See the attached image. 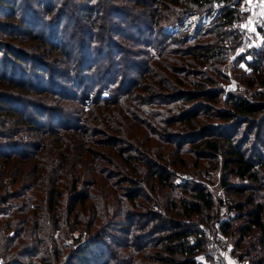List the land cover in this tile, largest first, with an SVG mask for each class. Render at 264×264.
<instances>
[{"label":"trees","instance_id":"obj_1","mask_svg":"<svg viewBox=\"0 0 264 264\" xmlns=\"http://www.w3.org/2000/svg\"><path fill=\"white\" fill-rule=\"evenodd\" d=\"M30 1L21 6L18 0H0V114L4 119L0 125V155L23 161L33 155V162L22 171L35 173V181L24 185L22 193H9V190L0 193V217H5L1 222L4 229L14 232V236L5 238L9 241L4 250L14 245L12 242L28 225L32 249L23 243L20 256L31 259L39 256L44 264H55L64 256L62 264H198L196 257L205 251L203 238L198 236L199 225L208 226L219 220L220 210L206 188L190 183L174 184L176 170L186 163L181 159V165H177L168 159L193 153L194 164L200 160L218 161L222 172L249 182L232 185L222 180L227 194L243 199H232L233 205L228 208L235 214L221 218L220 230L234 238L232 252L239 259L264 264V191L261 192L264 189V97L250 102L243 92L225 95L221 88L227 77L220 66L229 61L228 54L237 39L231 26L242 19L240 2L224 0L227 4L216 9L212 7L216 0L84 2L71 9L76 14L80 7V12L87 15L86 27L80 21H72L74 31L68 26L62 29L71 43L62 44L56 34L58 27L48 36L46 27L33 32L37 24L46 26L50 22L38 18L31 6L50 14L55 8L49 4L51 1ZM110 1H127L134 8L126 14ZM175 6L179 9H174ZM111 20L117 21L118 29ZM10 21L13 22L7 23ZM93 27L98 33L93 32ZM257 27L262 43L254 53L255 58L245 63L264 87V25ZM18 33L65 56L68 49L88 50V56L83 55L79 62L86 68L80 67L83 73L69 75L70 88L53 77L46 80V74L54 69L43 58L29 54L28 48L2 40V36L17 38ZM111 33L141 51L118 47ZM73 34L75 39H71ZM149 48L155 50V55L149 56ZM94 53L97 57H92ZM107 56L110 64L94 67ZM237 57L238 62L244 61V55ZM109 66H115L117 76H122L109 95L102 98L101 91H107L112 83L105 76ZM246 80L249 84L253 82L249 76ZM90 92L95 97L85 111L82 100ZM50 102L56 104L49 105ZM218 103L221 108L216 106ZM110 105L113 108L109 114L99 110ZM48 112L52 114L47 120ZM86 117L90 121L102 119L100 125H89ZM133 125L146 130L140 144L133 139ZM22 133L27 134L29 141L17 136ZM78 133L90 135L87 144L73 138ZM97 135L105 137L92 139ZM43 136L53 138L43 140ZM151 137L160 142L153 157L149 153ZM51 142L56 143V156L50 155ZM94 146L108 152L104 156L94 151ZM165 146L172 147L167 150L168 158L162 152ZM111 151L127 166L130 162L142 164L128 166L133 175L118 180L127 182L128 186L117 194L113 193L115 182L110 181L113 178L110 170L97 164L98 160L107 161ZM166 188L168 193H164ZM30 190L19 208L11 203ZM64 190L72 195L66 200L65 214L61 215L59 205ZM153 192L160 194L154 201L149 197ZM138 199L143 203H137ZM139 209L144 211L140 213ZM63 216L67 223L73 216L67 225L69 231L79 230L80 235H86L85 241L76 247L59 245V234L54 236ZM49 220H54L53 229ZM253 231L258 233L256 240L255 234L249 237ZM189 234L197 236L195 244L186 241ZM147 250L150 252L145 253ZM137 256L141 259L135 260Z\"/></svg>","mask_w":264,"mask_h":264},{"label":"rangeland","instance_id":"obj_2","mask_svg":"<svg viewBox=\"0 0 264 264\" xmlns=\"http://www.w3.org/2000/svg\"><path fill=\"white\" fill-rule=\"evenodd\" d=\"M43 1H46V0H43ZM50 1H51V3H49V4L51 5V7L52 8L55 7L53 9V12L50 14H46L45 9L35 8L34 6L33 7L31 6V10L34 11V14L38 18L42 19L45 22H50V25H46V26H43L42 24H37V26L35 28L33 27V32H38L39 29L46 27L45 32L48 33L47 34V36H48L51 30H54L55 27H58L56 34L58 36V39L61 40L62 44L63 43H71L67 34L63 35V30H65V27L68 26L70 28V31H74L75 27L73 26L74 24L72 23V21L75 23L74 20H77V22L80 21L81 24L85 27L87 24V22H86L87 15L80 12V10H79L80 7L78 9H76V14H74L73 10L71 9L72 6L78 5L80 3L83 4L84 2L94 4L95 0H92V1H89V0H50ZM30 2L35 3V2H32V0ZM26 3H28V0H18V2H17V4H19L21 6H24ZM109 3L114 7L120 8L126 14H127V12H129V10L134 8L133 5L127 1H125V2L110 1ZM138 9L139 8H135L134 11H138ZM174 9L177 10L179 8L177 6H175ZM181 9H182V7H181ZM96 10L97 9L95 8V13H96ZM95 13L90 16L91 18H89L90 19L88 22L89 24L91 23V21H93L92 19L95 17ZM145 21H147V18H145ZM11 22H13V21H10L7 23H11ZM111 23L118 29L117 21L111 20ZM52 26H54V28ZM124 28H125L124 26L121 27V29H124ZM93 32L98 33V30H96V28L93 27ZM68 34H70L69 30H68ZM111 35H112L113 41L116 42L115 44H117L118 47H122L124 49H136L135 51L140 50L138 47L134 46L132 43L125 41L120 36H115V34H113V33H111ZM47 36H45V38H47ZM0 37H1V34H0ZM146 37H147V35L144 36L145 39H147ZM259 37H261V36L259 35ZM75 38H76V35L73 34L71 39H75ZM2 40L8 44H11V45H14L17 47H21L24 49L28 48V49H30L29 54L36 55V56L43 58L44 62L48 65V67L54 69L53 73L49 72L46 74V76H45L47 78L46 80H48L49 77H53L58 82L65 83L67 85V87H69V88L71 87L67 84V80L69 78V75L73 74V73H77V71H81L80 67L82 68V70L84 68H86V66L84 67V65L83 66L79 65V62L81 61L83 55L88 56V50L81 52L79 48L73 49L72 51H70V49H68L64 52L66 54V56H65V55H61L59 52L56 53L53 49L49 48L48 45H42L39 43V41H37L35 39H27L24 36H20V34L17 38H9V36H2ZM83 40L85 42H88V39L85 37H83ZM232 45H233L232 50L228 54V57L230 56L229 57L230 59L228 58L229 61H227L226 63L224 62L220 66L222 72H224V74L227 77V79H226L227 81L221 85V88L223 89L224 85H227V84H230L231 82L232 83L234 82L235 87L231 91L228 90V94H230V93H240L241 94L243 92L245 95H248V97L252 101H255V99H259L262 96L264 97V87L258 83L257 79H255V74L250 73L251 71L245 63L246 62L245 58H244L243 62L237 61L238 60L237 56H241V54H240L241 52H239V49H238L239 44L237 42V39H235V42ZM91 47L94 48L95 44H93ZM151 49L152 48L148 49L149 56L155 55V50L152 51ZM58 50H62V48H58ZM93 56H96V54L94 53L92 55V57ZM110 63H111V61H110L109 57L107 56L105 58H101L100 60H98L96 62V64L94 65V67L95 68L97 66L106 67ZM119 66H121V65H119ZM115 70H116L115 66H109V68L106 72V75H105L106 79L108 81H112L111 86H109V89H107V91H106L108 95L110 93L109 90L112 89L113 87H115V85L119 83L120 78L122 76V75L117 76L118 73ZM62 72L66 73V74L63 75ZM61 73H62V75H61ZM81 73H83V71H81ZM263 75H264V72H263ZM248 76L253 78L252 84H249L248 81L246 80V77H248ZM66 85H64L65 88H66ZM253 94H255V95H253ZM224 96L225 95H223V97ZM55 104H56V102H50L49 103V105H53V106ZM216 106L221 108L220 103H218ZM112 108H113V105H110L107 107H103L99 110L103 111L104 113L109 114V110ZM88 109H84V110L88 111ZM51 114H52V112H48L47 117L45 119H47V120L50 119ZM56 118L60 119L58 116H56ZM101 119H102V117L100 119L90 121L89 117H86V121L89 123V125H100ZM3 120H4L3 115L0 114V125H1V123H3ZM7 121H9V120H7ZM102 121H104V120H102ZM8 123H12V121H10ZM215 123H219V122H215ZM17 127L20 128L21 125L19 124ZM4 129H5V131H7L6 127H4ZM21 129H23V128H21ZM9 132L12 133L13 129L10 130ZM31 133L37 135L38 132H35L32 130ZM132 133H133V137H134L133 139H136L138 141V144H140V142L146 136L145 135L146 130L143 127L137 128L135 125L132 126ZM241 133H242V129L238 133L239 138H240ZM17 136L22 137L21 138L22 140L26 139L29 141V139L26 138V136H27L26 133H22V134H19ZM104 137L105 136H98L97 135V136H93L92 139L98 140V139H103ZM52 138L53 137H51V136H49V138H48V136H43V140L44 139H52ZM73 138L77 142L87 144V140H89L90 135L87 133H78V134H74ZM149 140H150L151 145H152V147H151L152 150H150L149 153H150V157H153L159 151V148H157V146H158V144H160V142L156 138H152V137L149 138ZM250 141H252V139H250ZM60 146L61 145H59V147ZM55 147H56V143L51 142V145H50V153L51 154L50 155H53V156L57 155L56 153H58L57 152L58 149H56ZM246 147H248V144L245 145V148ZM93 149H94V151H97L98 153H101L104 156H105V153L108 152L107 149L97 147V146H94ZM164 149H166V150H163L162 152L164 153V156L166 158H168L167 150L170 151L172 149V147L165 146ZM190 152H194V151L191 150ZM33 157H34L33 155L28 156V159H25V161H27V162H25V161L19 159V157L10 158V156H9V158H8V156L0 155V193H4L5 192L4 190H9V193L10 192L16 193V191H20L22 193L24 191V185H27V184L31 185L35 181L33 179L35 173H33L31 171L23 173V171H22L23 169H25L27 167L28 164H31L33 162ZM168 159H171L172 161L174 160L177 165H181V163H180L181 159H183L184 162L186 163L183 167L179 168V170H176V172L174 174V178H173L174 184H176L180 181L179 178L181 175H187V177L189 178V181H187L185 183L200 185V186L206 188L210 193H212V200L214 201L215 205H217L218 211L220 210L219 214H218L219 218H223V219L225 217L231 218L230 216H233L235 214L234 210H229L228 206L233 205L232 204L233 200L234 201H240L243 198H241V199L239 197L235 198L234 196L227 194L226 191L224 190L223 186H222V180L225 179L228 183H230L232 185H243V184L248 182L247 180L241 181L234 175L225 174L220 169L221 165L219 163H217L218 161L213 162L212 160H207V161L206 160H200L194 164L195 158H194L193 153H186V154L182 153L181 156H175L174 155ZM85 160H86V158H84L83 161H85ZM106 160L109 162H107L105 160H98L97 164L99 165L100 168L105 167L106 169L108 168L110 170L111 176H113V178L110 181L113 183L115 182V186L113 187V193L114 194L119 193L120 189L125 190V188L128 186L127 182H119L120 181L119 179H122L123 177H130V175H133L131 172H129L131 170L128 166L130 165V167H131V165H137V166L141 167V165H142L139 162H130V164L127 166L121 160V158H119L112 151H111V154L107 155ZM94 164H95V161H94ZM125 165L127 166V168L125 167ZM86 169H84V170H86ZM25 174H27V176ZM39 178L40 177H38L36 179H39ZM139 181H141V180L139 179ZM248 184H249V182H248ZM165 191L166 192H164V193H168L169 189L166 188ZM262 191H264V189L261 190V192ZM78 192H80L82 194L84 193L82 190H79ZM30 193H31V190L28 192H25V194H22V196L16 198L11 203L15 204L16 208H19V206L22 204V201L26 200V198L28 197V195ZM173 193H175V192H173ZM70 195H72V193L64 190V193L62 194V197L60 198L59 208L61 209V215L65 214V212L67 210L66 200L68 199V197ZM156 196H160V194L158 192H153L149 195V197L151 199H153L152 201H154V198H156ZM33 203L31 205H34ZM137 203H143V200L138 199ZM137 211H139L141 213L144 210L139 209ZM21 216H23V215H21ZM107 218L110 219V217H107ZM3 219H5V217H3L1 215V217H0V264H11L12 262H16V263H20V264H28L30 262L44 264V263H41L39 261V259H38L39 256L36 258H32V259L29 257L23 258L20 256L23 243H25L27 245V247H29V249H32L31 236L28 234V231H29L28 225L25 226L23 232L21 233V236L12 242L14 245L10 248H7V251L4 250L6 247V244L9 241V239H5V238H9L10 236H12L14 234V232H13V229H8V230L4 229V224L1 222V220H3ZM66 219H67L66 216H65V218H64V216L62 218H60V221L58 224L60 229L54 233V236H56L57 233L59 234V239H58L59 245H67V246H71V247H76L82 241H85L86 235L85 234L80 235L79 230L69 231L68 230L69 227L67 225H70V221H72L73 216L69 217L68 223L66 222ZM53 221L54 220H49V225H50L51 229H53ZM99 222H100V219L95 222L96 225L99 224ZM112 223H116V221L112 222ZM235 223H239V222H235ZM17 225H18V227H20L22 224L20 223ZM255 232L256 231H253L252 233H250L249 237L250 236L252 237L253 234H255L254 239L256 240L258 233L257 232L255 233ZM227 238L229 239L228 241L230 242L231 247L233 249V239L234 238L231 239L228 236H227ZM247 239H248V237H246L245 240H247ZM105 241L107 244L111 245V242L108 239H106ZM111 247L113 249L115 248V246H111ZM148 252H150V251H148V250L145 251V253H148ZM231 253H232V255L237 257V255L235 253H233L232 251H231ZM43 257H45V256H43ZM64 257L60 258L55 264L64 263V259H65ZM134 259L135 260L141 259V256H137Z\"/></svg>","mask_w":264,"mask_h":264},{"label":"built area","instance_id":"obj_3","mask_svg":"<svg viewBox=\"0 0 264 264\" xmlns=\"http://www.w3.org/2000/svg\"><path fill=\"white\" fill-rule=\"evenodd\" d=\"M240 2V11L242 13V19L239 22L232 24V31L238 40V49L241 55H244L246 62H251L255 56L254 53L259 49L262 43V37H259L257 31L258 25H264V0H231V2ZM227 4L224 0H216L213 2L212 7L214 9L219 8ZM153 51V49H151ZM234 82L224 85L223 90L225 95L228 94V90L234 89ZM100 96L106 98L107 92L101 91ZM95 94L90 92L82 100V107L88 109L93 102ZM250 102L252 100L248 99ZM180 180V181H179ZM178 183H185L189 181L187 175H181ZM222 219L213 222L208 226L199 225L198 236H201L204 241L205 251L201 254V261L198 264H250L247 261L241 260L238 257L232 255V247L229 239L220 230V224ZM186 241L190 244H195L197 236L195 234H189L186 237Z\"/></svg>","mask_w":264,"mask_h":264},{"label":"crops","instance_id":"obj_4","mask_svg":"<svg viewBox=\"0 0 264 264\" xmlns=\"http://www.w3.org/2000/svg\"><path fill=\"white\" fill-rule=\"evenodd\" d=\"M196 261L198 262V261H201V258L200 257H196Z\"/></svg>","mask_w":264,"mask_h":264}]
</instances>
